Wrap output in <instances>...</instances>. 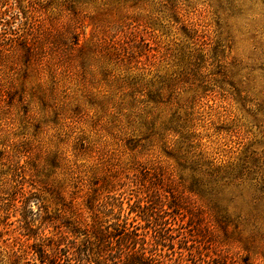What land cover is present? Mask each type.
Masks as SVG:
<instances>
[{"label": "rangeland", "instance_id": "374dc122", "mask_svg": "<svg viewBox=\"0 0 264 264\" xmlns=\"http://www.w3.org/2000/svg\"><path fill=\"white\" fill-rule=\"evenodd\" d=\"M146 196L160 264H264V0H0V264Z\"/></svg>", "mask_w": 264, "mask_h": 264}, {"label": "trees", "instance_id": "16d2710c", "mask_svg": "<svg viewBox=\"0 0 264 264\" xmlns=\"http://www.w3.org/2000/svg\"><path fill=\"white\" fill-rule=\"evenodd\" d=\"M147 198H144L143 205H135L130 211L144 222V232H139L140 227L128 223L127 218L120 219L119 215L114 217L116 223L113 224L103 223L84 230L71 227L66 232L70 237L60 234L56 241H52V248L50 245H47L48 249L37 247L34 252L37 260L41 264H62L64 261L67 264H79L83 260H128L126 264L162 263L158 260H163L166 255L161 253L160 248L170 247L172 250L174 240L181 235L179 228L174 227V215L180 206L170 201L169 197L164 200L159 198L154 203ZM147 231L151 234L149 240H146ZM181 242L179 238L177 243ZM179 249L189 251L190 246H180ZM181 254L179 252L178 258L182 259Z\"/></svg>", "mask_w": 264, "mask_h": 264}]
</instances>
